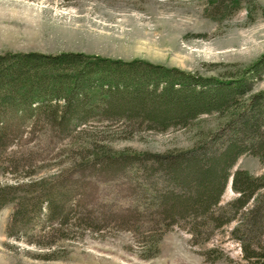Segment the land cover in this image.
Masks as SVG:
<instances>
[{
	"label": "trees",
	"instance_id": "trees-1",
	"mask_svg": "<svg viewBox=\"0 0 264 264\" xmlns=\"http://www.w3.org/2000/svg\"><path fill=\"white\" fill-rule=\"evenodd\" d=\"M243 7L249 15L258 8L253 0H207L206 14L222 21ZM233 68L205 77L142 59L0 54V171L15 180L0 183V209L13 204L7 235L50 248L88 230H129L153 254L176 226L197 245L236 221L230 234L241 245L240 264H264V172L233 171L245 154L264 162V90H255L264 56ZM211 115L215 126H201L187 149L113 145L142 132L188 128ZM41 136L65 141L70 163L36 178V149L24 145ZM230 178L237 196L222 204ZM111 182L125 206L95 196ZM51 254L44 259H54ZM202 254L210 262L226 257L218 247Z\"/></svg>",
	"mask_w": 264,
	"mask_h": 264
},
{
	"label": "rangeland",
	"instance_id": "rangeland-1",
	"mask_svg": "<svg viewBox=\"0 0 264 264\" xmlns=\"http://www.w3.org/2000/svg\"><path fill=\"white\" fill-rule=\"evenodd\" d=\"M253 3L258 8L251 15L243 7L231 18L215 21L206 14L207 0H0V54L78 52L124 61L142 59L214 77L234 69V65L243 68L264 56V0ZM262 76L255 81L257 91L264 90ZM215 123L214 115L203 116L188 128L142 132L132 139L114 141L113 145L117 149L153 152L187 149L193 145L201 126L214 127ZM27 142L24 149H36V178L55 175L69 165L65 141L53 143L50 137L41 136ZM236 169L261 174L264 162L245 154L233 171ZM14 182L12 173L0 171V183ZM111 185H101L95 196L107 203L118 198L125 206L127 199ZM236 196L229 183L221 203ZM12 210L13 204L0 209V264L244 262L241 245L230 234L236 221L218 230L207 243L197 245L192 244L188 232L176 226L164 234L158 252L151 254L141 236L129 230H88L69 239H58L50 248L30 243L27 236L16 241L6 232ZM31 231V235L38 236L40 229L36 223ZM213 247L220 248L228 259L208 261L202 253ZM47 253H52L54 259L45 260Z\"/></svg>",
	"mask_w": 264,
	"mask_h": 264
},
{
	"label": "water",
	"instance_id": "water-1",
	"mask_svg": "<svg viewBox=\"0 0 264 264\" xmlns=\"http://www.w3.org/2000/svg\"><path fill=\"white\" fill-rule=\"evenodd\" d=\"M230 183V185H231V180L228 182V184Z\"/></svg>",
	"mask_w": 264,
	"mask_h": 264
}]
</instances>
